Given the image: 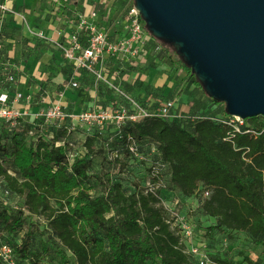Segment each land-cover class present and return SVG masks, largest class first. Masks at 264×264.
<instances>
[{"label":"trees","instance_id":"trees-1","mask_svg":"<svg viewBox=\"0 0 264 264\" xmlns=\"http://www.w3.org/2000/svg\"><path fill=\"white\" fill-rule=\"evenodd\" d=\"M80 14L85 13L68 20H75ZM104 22L98 15L100 29L105 28ZM83 34L80 38L86 46L88 42H84L86 36ZM148 44L142 53L141 64L151 48L155 59L167 60L172 68L195 78L193 90L197 91L199 87L205 90L175 45L165 43L166 51L159 57L156 42L152 46ZM59 52L65 62L62 72L67 82L70 84L71 79L77 77L80 83L78 89H70L82 97L87 87L83 86L81 78L89 74L85 71L75 73ZM125 63L132 71L141 66L133 67ZM107 71L109 78L115 76V83L131 97L126 91L127 85L119 84V79L124 81V75L128 73L113 70L108 64ZM92 79L97 88L102 85L107 88L108 92L101 97L112 107H130L127 99ZM46 91L51 92V87H46ZM202 98L204 101L205 97ZM100 99L98 95V102ZM172 100L167 99L160 109ZM213 105V102L209 103V106ZM111 106L99 107L95 104L92 108L106 109ZM215 108L218 106L211 109ZM76 110L80 108L76 107ZM175 111L180 112L177 105ZM180 113L183 116L178 121L156 116L138 123H127L119 130L108 125L85 131V144L90 149L87 155L72 153L76 145L71 138L75 133L68 134L67 129L54 130L53 140L39 137L38 141L34 138L33 143L28 145L25 132L40 127V123L26 124L21 132L6 125L0 126V141L13 140L12 152L0 161V201L6 203L5 198L13 196L25 201L22 210L14 213L0 205L4 236L11 237L22 230L29 220L39 219L47 223L50 240L56 243L62 264H197L194 257L186 253L182 237L172 227L161 206L162 200L173 201L166 200L162 195L163 188L157 192L159 197L147 192L148 181L164 182L168 172L174 187L181 192V197L177 199L182 203L193 199L199 204L197 198L201 188L209 193L208 197H205L206 193L202 195L205 198L202 212L206 219L216 220L212 231L243 233L264 250V126L258 123L259 117L247 120L256 130L242 126L241 133H238L234 127L220 121L228 119L227 111L216 117ZM43 128L40 127L41 130ZM60 132L64 135L60 136ZM37 134L46 136L38 131ZM99 139L105 141L104 148L108 146L117 159L123 158V151L126 152L130 160L129 170L138 168L140 160L130 152L129 146L135 143L139 153L145 154L146 160H141V164L147 168L141 173L142 181L137 189L127 188L111 177H100L104 192L99 195L93 193L90 153L94 154L92 148ZM59 141L64 145L56 146ZM71 155H76L73 161ZM7 160L8 166L5 165ZM185 217L195 228L200 249L205 250L217 264H227L226 254L221 249L217 250L218 253L214 252L204 233L198 229V222L187 215ZM4 245L13 250L15 264H36V259L41 258L28 248L27 241L15 247L0 243V248ZM43 249V253H47L49 246L44 244ZM0 262L5 264L1 257ZM241 264L253 263L245 259Z\"/></svg>","mask_w":264,"mask_h":264},{"label":"built area","instance_id":"built-area-1","mask_svg":"<svg viewBox=\"0 0 264 264\" xmlns=\"http://www.w3.org/2000/svg\"><path fill=\"white\" fill-rule=\"evenodd\" d=\"M9 1V0H8ZM128 21L129 26L127 33L119 38L112 39V35L100 29L97 25L98 13L96 11L90 14H80L75 20H67L65 23L75 28V34L67 41L51 42L43 32L34 34L42 43L53 45L57 50L61 51L65 60L72 66L75 73L85 71L91 75L97 83L105 84L109 89L113 90L117 95L124 97L131 104L130 107L116 105L106 109H98L89 107L86 110H76L72 113L66 112V106L63 104V93L57 91H46L47 103L46 108H39L37 112H33L32 98L23 93L20 89L21 81L19 78L20 68L7 57L2 46L5 43H11L6 37L5 21L10 15L16 17L17 13L10 9L5 3L0 2V15L2 22L0 23V126L6 125L9 129L22 131L26 128V124L35 125L40 123V127L56 125L57 122L62 123V128L68 130V134L75 132L78 126L85 128L89 132L94 127H104L108 125L115 126L118 130L122 129L127 123H138L148 118L159 116L170 121H178L183 115L175 111L176 100L167 102L158 112L148 109L123 92L122 88L115 83V76L109 78L107 71V63L110 57H118L129 63L133 67L141 64V56L145 51V47L150 41V36L146 32V22L140 11L136 7L135 0H129ZM81 33L87 38V45L84 46L81 40ZM69 88L78 89L80 83L78 78L74 77ZM50 96L53 99H50ZM222 123L234 127L241 133V127L244 120L228 116V119L220 120ZM57 126V125H56ZM39 134L40 131H38ZM55 131H50L43 137L38 135L34 130L30 131L34 135L35 141L41 137L46 140H53ZM64 145L63 142H56V146ZM130 152L135 158L146 160L145 154L139 153L135 143L129 146ZM76 155H71V159ZM163 186V182L146 183L147 192L159 197L158 190ZM8 194V193H6ZM209 193L205 194L208 197ZM181 201L178 200L172 206L169 202L161 201L172 227L177 229L178 234L182 237V242L186 247V253L194 257L197 264H217L212 261L205 250L200 249L197 240L195 228L190 220L186 219V215L179 212ZM177 207V208H176ZM202 245V244H200ZM203 246V245H202ZM204 247V246H203ZM0 257L5 264H15L13 250L4 245L0 248Z\"/></svg>","mask_w":264,"mask_h":264},{"label":"rangeland","instance_id":"rangeland-1","mask_svg":"<svg viewBox=\"0 0 264 264\" xmlns=\"http://www.w3.org/2000/svg\"><path fill=\"white\" fill-rule=\"evenodd\" d=\"M91 1V3L94 5L92 10L90 11H96L100 17V21H105V31L113 35V38H119L127 33V29L129 26V0H105V3L103 5L99 4V0H95L96 2L94 0ZM145 29L147 34L149 36H152L147 28V25ZM84 42L87 43V38H85ZM156 44L157 49L160 50V57L163 55L164 51H166V45L163 41L160 40H156ZM152 52L153 49L150 48L148 56L145 58V60H143L141 66L138 67L135 71H132L128 64L125 63V61H117L114 57H110L108 60H106V63L110 65L113 70H119L122 73L128 74H130L131 72H136L139 74V76L141 75L142 77H149V74L151 72L150 69H155L160 74H165L167 76V79L170 78V81L173 85L170 91L165 90L164 87L151 90L148 81L139 80L138 83H136L134 86L129 85V88L126 89L127 93L132 98H134L137 102L141 103V105L145 106L148 109L159 110L161 104L167 99L177 100V105H179V108H181L184 103L181 98L185 94L192 93V96L194 98L189 101L193 103L192 109L195 115L216 117L218 115H221L222 113L224 114V112L226 111L225 104L215 103L211 99V97L205 92L203 87H199L197 91L193 90V92H190V88L193 85V81L195 78L188 77L184 72L172 68L168 64L167 60L162 61L160 59H155ZM17 65L20 66V64ZM44 66L45 64H42L40 67L44 69ZM80 74L82 75V72ZM92 82L93 79L89 75H85L81 78V83L84 87L90 86ZM119 84H121V86H124L125 81L119 79ZM97 89L98 95L101 99L100 102L96 103V105H98L99 107H106L107 104L108 106H111L109 103L106 102L107 100L105 101L101 97L102 95L108 92L107 88L102 85L99 86V88ZM41 94H43V91H41ZM43 96L47 97V94L44 93ZM202 97H205L204 101L202 100ZM50 99H53V97L50 96ZM211 102H213L214 104L212 107L218 106V108L212 110V107L209 106V103ZM47 106L48 104H44L41 108H46ZM78 107L80 108V110H86L88 108L85 106ZM75 108L76 107L73 104V106L68 107L66 109V112L72 113L75 111ZM258 123L264 126V118L259 117ZM56 125H60V122H57ZM56 125L46 126L43 128V130H41L40 127L34 128L37 131H41L40 133H42L43 135H47L48 131H54L53 128L56 127ZM243 126L246 129H257L252 123L247 120H244ZM35 129L32 130L37 132ZM57 129L59 131L61 128ZM25 133L26 134L24 135V138L27 140L26 143L28 145L32 144V141L34 140V135L30 134V129L27 130ZM74 133L75 135L71 139L76 146L72 149V153L79 155H87L90 149H88L85 144L86 140L84 137L83 139H81L78 135L85 133V128L80 125ZM59 135L62 136L64 135V133L60 132ZM104 142L105 141L103 139L97 140V142L92 148L94 154L90 153V158L93 162V167L91 170V175L94 176V179L92 181L93 193L99 195L104 192L103 186L101 185L100 177H111V179L123 183V185L127 188L137 189L142 181L141 173H144L145 168L147 167H144L141 164V160H138V168L132 170L127 169V166L130 165V160H128L129 157L126 152L123 151V158L117 159L115 154H113V152L108 148V146H106V149L104 148ZM12 143L13 140L11 141V139L0 141V161L2 159H6L7 154L10 155V153L12 152ZM113 146L117 147L118 144H113ZM8 163L9 161L5 165L8 166ZM162 188V195L167 198L166 200L173 201V203H170L173 206L174 203L178 201L177 198L181 197V192L174 187L173 183L171 182V176L168 172H166L164 176ZM204 193H206V190L201 188L197 198V202H199V204L195 201L193 203H189L187 201L185 203H181L178 209L179 212L183 213L184 215H187L188 218L195 219L198 222V229L202 233H204L205 240L209 243L211 248L214 249V252L218 253L217 250L221 249V251L226 254V258L228 259L227 264H241L245 261V259H249V261L253 264H264L263 247L258 245L248 235H245L243 233H234L229 230H211V227L216 226L217 222L216 220H213L211 218L206 219L205 217H203L202 204L205 198H203L202 195ZM5 201L6 203L0 201L1 208L6 207L8 209H11V212L13 213L15 211H21L22 208L25 206V201L17 196L5 198ZM200 206L201 208L199 209L198 207ZM206 233L207 237H205ZM4 234L5 232L3 227L1 226L0 221L1 244L8 243L12 247H15V245L21 246L22 243L27 241L28 248L31 251H35L37 255L41 257L39 259H36V264H62L61 258L57 253V245L53 240H50V232L47 228V223L45 221L43 222L39 219H35L34 221L29 220L22 230L13 234L11 237H5ZM44 244L49 246V250L47 253H43ZM69 255L71 254L69 253Z\"/></svg>","mask_w":264,"mask_h":264},{"label":"water","instance_id":"water-1","mask_svg":"<svg viewBox=\"0 0 264 264\" xmlns=\"http://www.w3.org/2000/svg\"><path fill=\"white\" fill-rule=\"evenodd\" d=\"M229 116L264 118V0H135Z\"/></svg>","mask_w":264,"mask_h":264},{"label":"crops","instance_id":"crops-1","mask_svg":"<svg viewBox=\"0 0 264 264\" xmlns=\"http://www.w3.org/2000/svg\"><path fill=\"white\" fill-rule=\"evenodd\" d=\"M90 1L0 0L17 13L16 17L10 15L3 21L6 23V37L15 44L5 43L2 50L13 62L20 64V66L18 65L21 71L19 73L20 89L25 95L32 98L33 112H37L42 105L48 102L47 98L43 96L46 87H51L52 91L58 90L64 94L62 102L66 109L73 104L75 107H92L98 102V89L94 83L87 87L82 97H79L75 91L68 87L69 82L62 72L65 62L62 60L60 52L53 45L42 43L34 36L37 32H43L54 43L69 40L75 31L65 23L69 18H75L79 13L83 12L88 15L92 12L90 10L94 4ZM104 3L105 0H99V4L103 5ZM1 22L2 17L0 15ZM155 42L156 40L150 36L148 45L152 46ZM35 47L36 49H34ZM42 64H45L44 69L40 67ZM150 71L149 77H142L138 73L132 72L125 74L123 80L128 88L129 85L134 86L140 80L148 81L151 90L161 87L168 91L171 90L173 85L170 78L167 79L165 74H160L155 69H150ZM194 88L195 86L192 85L190 92H193ZM193 98L192 93L185 94L181 98L184 102L181 108L176 104L177 110L185 114L194 112L193 103L189 101ZM57 128H62V123L53 129L58 130ZM84 135V133L80 134V138L83 139ZM187 201L193 203L195 200Z\"/></svg>","mask_w":264,"mask_h":264}]
</instances>
